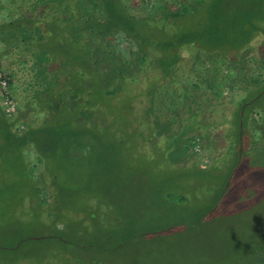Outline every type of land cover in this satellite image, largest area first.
<instances>
[{
	"label": "trees",
	"instance_id": "16d2710c",
	"mask_svg": "<svg viewBox=\"0 0 264 264\" xmlns=\"http://www.w3.org/2000/svg\"><path fill=\"white\" fill-rule=\"evenodd\" d=\"M162 1L133 14L124 0H0V56L19 103L5 133L17 176L25 148L49 163L60 144L85 147L97 136L90 128L113 119L116 102L127 100L121 105L130 114L137 96L139 125L177 169L173 201L197 199L179 192L183 178H214L218 166L203 158L208 148L219 155V139L235 156L233 180L250 156L261 170L264 119L253 116L257 103L244 105L264 92V0ZM225 67H237L252 90L221 95ZM223 192L197 201L217 202Z\"/></svg>",
	"mask_w": 264,
	"mask_h": 264
},
{
	"label": "rangeland",
	"instance_id": "374dc122",
	"mask_svg": "<svg viewBox=\"0 0 264 264\" xmlns=\"http://www.w3.org/2000/svg\"><path fill=\"white\" fill-rule=\"evenodd\" d=\"M124 1L133 14L165 3ZM239 75L237 67H225L219 93L252 90ZM139 100H132L130 114L121 105L127 100L116 102L113 119L90 128L97 136L85 147L60 144L49 163L23 148L19 176L8 160L0 173V264H264V158L260 171L247 158L233 180L235 156L219 139V155L208 148L203 158L218 166L214 178H183L179 191L203 201L224 191L219 200L173 201L168 191L177 169L139 125ZM257 103L264 104V95ZM253 116L262 119L260 111ZM51 177L56 184L38 183Z\"/></svg>",
	"mask_w": 264,
	"mask_h": 264
},
{
	"label": "built area",
	"instance_id": "2783aa9c",
	"mask_svg": "<svg viewBox=\"0 0 264 264\" xmlns=\"http://www.w3.org/2000/svg\"><path fill=\"white\" fill-rule=\"evenodd\" d=\"M0 105L5 116L11 120L15 119L19 112V103L14 95L10 80L4 70L2 58L0 56ZM24 124L20 128L24 129ZM197 150L201 151V144L197 143Z\"/></svg>",
	"mask_w": 264,
	"mask_h": 264
},
{
	"label": "crops",
	"instance_id": "0c3cea01",
	"mask_svg": "<svg viewBox=\"0 0 264 264\" xmlns=\"http://www.w3.org/2000/svg\"><path fill=\"white\" fill-rule=\"evenodd\" d=\"M15 86H18V90L20 91L19 83H17V81L15 82ZM263 95H264V92L261 93L260 97H262ZM256 103H257V100H256ZM256 107H258L256 109V111H260L262 114V119H264V104H258L257 103ZM0 117L2 118V122L0 123V124H2L0 126V173L3 170L6 173V171L9 168V161L8 160L11 159V141L5 140L6 139L5 133L7 131V134L8 133L10 134L11 126L8 122L10 120H8V118L5 116L1 105H0Z\"/></svg>",
	"mask_w": 264,
	"mask_h": 264
},
{
	"label": "flooded vegetation",
	"instance_id": "af4514ba",
	"mask_svg": "<svg viewBox=\"0 0 264 264\" xmlns=\"http://www.w3.org/2000/svg\"><path fill=\"white\" fill-rule=\"evenodd\" d=\"M260 95H261V93L259 94V95H257L256 97H254V99H252L251 101H249V102H247V103H249L248 105H250L252 102H255L256 103V100L260 97ZM247 106V105H246ZM245 106V107H246ZM244 107V108H245Z\"/></svg>",
	"mask_w": 264,
	"mask_h": 264
},
{
	"label": "water",
	"instance_id": "95a60500",
	"mask_svg": "<svg viewBox=\"0 0 264 264\" xmlns=\"http://www.w3.org/2000/svg\"><path fill=\"white\" fill-rule=\"evenodd\" d=\"M249 103H246L245 105H244V107L246 106V105H248ZM242 148H243V146H241V152H242ZM233 176V175H232ZM232 176H231V178H232ZM230 182V181H229Z\"/></svg>",
	"mask_w": 264,
	"mask_h": 264
}]
</instances>
